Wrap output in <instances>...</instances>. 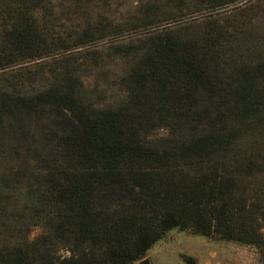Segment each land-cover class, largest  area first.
<instances>
[{"label": "trees", "instance_id": "obj_1", "mask_svg": "<svg viewBox=\"0 0 264 264\" xmlns=\"http://www.w3.org/2000/svg\"><path fill=\"white\" fill-rule=\"evenodd\" d=\"M245 1L146 3L162 28L110 43L135 59L104 101L80 57L125 31L63 35L72 0H0V264H150L174 228L264 264V7L231 18Z\"/></svg>", "mask_w": 264, "mask_h": 264}, {"label": "rangeland", "instance_id": "obj_2", "mask_svg": "<svg viewBox=\"0 0 264 264\" xmlns=\"http://www.w3.org/2000/svg\"><path fill=\"white\" fill-rule=\"evenodd\" d=\"M154 1L72 0V2L63 5L59 3L62 9L59 16L56 19L49 20L47 28L51 30L56 28L53 32L58 31L63 35H69L72 27L77 26V24L91 20L99 22L102 26H108L112 30L117 29L119 26V32L125 31L120 36L108 37L92 45L94 51L90 56V60L80 57V61L83 60L82 65L84 66L82 70L84 74L81 77L83 84L88 90L93 91L96 89L94 94H97V98L111 101L112 98L119 95L118 75L125 71L135 59V55L121 58L116 49L110 46V43L121 42L136 35L142 36L147 31L162 28L160 26L150 27V29L142 28L146 24L144 22L154 23L158 20L149 19L145 13V4ZM160 1L165 2V0ZM247 1L230 8L243 5ZM259 7H264V0L258 1L249 7L247 11L231 14L230 17L237 19L241 16H247L250 18V16L257 14ZM177 11L178 9L174 10L175 16L181 13ZM169 12L168 9L163 10L159 20L165 19ZM186 15L185 9L182 10L181 16ZM194 18L196 17H190L183 22ZM135 27H138V29L132 31ZM41 233L42 230L39 227H32L30 238L35 239ZM145 259L150 264H262L252 247L239 245L236 242L222 241L216 237L206 238L196 235L190 230L180 231L176 228L167 231L157 243L150 247L145 254ZM130 264H139V262Z\"/></svg>", "mask_w": 264, "mask_h": 264}]
</instances>
